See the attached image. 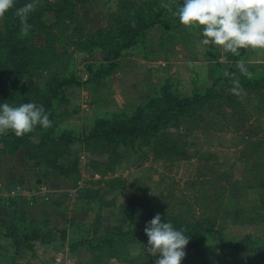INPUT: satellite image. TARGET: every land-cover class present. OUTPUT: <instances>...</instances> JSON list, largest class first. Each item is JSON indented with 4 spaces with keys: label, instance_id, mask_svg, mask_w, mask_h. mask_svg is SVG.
Returning <instances> with one entry per match:
<instances>
[{
    "label": "rangeland",
    "instance_id": "374dc122",
    "mask_svg": "<svg viewBox=\"0 0 264 264\" xmlns=\"http://www.w3.org/2000/svg\"><path fill=\"white\" fill-rule=\"evenodd\" d=\"M121 1L87 0L69 14L70 20L65 23L84 24L92 31L105 30ZM54 18L53 12L46 14L47 23H53ZM90 32L87 30L82 36L64 28L53 32L59 38L54 47L61 49L66 57V65L61 64L63 71L74 73L80 85L66 89L67 102L56 104L49 119L58 125V131L74 132L75 141L69 147V155L59 164L74 167L78 175L75 189L82 191V196L93 198L90 208L94 210V218L99 208L94 196L100 194L106 205L113 206L117 213L128 215L140 227L146 225L149 212L164 211L163 219L178 217L189 226L207 227L206 223H212L218 230V238L221 236L225 243L250 237L263 245L264 90L249 94L242 89L234 90V85L225 87L226 93L241 97V113L237 116L224 119L216 114L204 121L170 116L173 136L186 143V157L181 159L156 158L151 148L140 145L133 138L119 143L114 152L104 147L100 154H92L85 150L81 139L88 134L96 117L130 116L143 108L164 83L170 84L180 96L204 94L230 69L236 58L243 60L246 69L259 68L262 72L259 75L264 77V49L249 48L237 57L215 46L202 45L199 26L189 27L183 42L175 40L163 47L159 46L161 34L150 29L144 34L145 43L152 49L146 55L148 58L128 52L118 62V68L90 82L86 65L94 68L105 65L100 54L88 52L86 41ZM47 41L45 37H35L33 45L43 48ZM53 67L42 75L49 76ZM222 111L229 112L226 107H222ZM37 134L33 132V142H38ZM2 153L0 142V157ZM19 154L21 156L22 151L4 155L12 161L17 160ZM113 178L118 179L114 183L116 192L107 186ZM108 223L113 225L115 221L111 219ZM123 223V229L130 228L127 220ZM147 241L127 248L123 259L154 264L155 258L145 251ZM48 248L40 249L33 258L28 253L16 264L62 263L57 262L59 254L65 252L59 238L52 242L51 250ZM91 259L90 252L81 249L74 261L90 264ZM110 263L126 264L115 260ZM181 264H252V259L244 252L224 248L222 242L216 240L201 244Z\"/></svg>",
    "mask_w": 264,
    "mask_h": 264
},
{
    "label": "trees",
    "instance_id": "16d2710c",
    "mask_svg": "<svg viewBox=\"0 0 264 264\" xmlns=\"http://www.w3.org/2000/svg\"><path fill=\"white\" fill-rule=\"evenodd\" d=\"M28 2L30 0H15L13 9L1 18L0 104L7 102L12 106H19L22 103L34 102L43 105L46 112L53 113L56 104L67 102L66 89L80 85V80L74 73L69 70L63 71L66 57L61 49L54 47L59 40L53 34L56 29L64 28L78 36H82L81 34L87 30L91 31L86 41L88 52L100 54L101 62L105 65L101 64L96 68L90 64L86 65L87 80L90 82L118 68V62L127 56L128 52L140 53L145 59L148 58L146 55L152 49L145 43L144 34L150 29H156L161 34L159 46L163 47L174 43L175 40L183 42L189 34V27L180 24L177 16L160 6L162 0H122L109 19V27L94 31L84 24L65 23L70 20L69 14L87 0H41L38 8L29 15L28 22L32 25L29 35L21 38L20 21L15 16V10ZM182 2L183 0H175L172 5L173 11L181 6ZM49 12L55 15L51 24L46 20V14ZM39 36L47 38L48 41L43 48L38 49L33 45V39ZM246 50L240 49V55L236 56H242ZM50 56L54 59L50 60ZM238 61L237 58L234 59L233 65L227 70L232 75L225 77L222 74L204 94L191 93L188 96H180L170 84L164 83L159 87L157 94L136 113L115 119L96 117L88 134L81 139L85 150L92 154H100V150L107 147L114 152L119 143L133 138L139 141L140 145L151 148L156 158L186 157V143L173 136L169 124L170 116L182 119L199 118L200 121H204L216 114L224 116V119L239 115L240 95L228 94L225 91V87L233 85L230 83L231 79L239 80L238 89H242L243 92L255 94L258 90H264V77L259 75L262 73L260 69L253 66L247 69V75H244L236 66ZM52 66L54 67L50 70V75L43 76L42 72L49 71ZM222 107H226L229 112L222 111ZM51 122L50 128L37 125L31 133L22 137H17L11 131L5 132L0 135L2 151L8 156L22 151L24 158L33 168L44 164L47 168L57 171L63 178L77 181L78 175L73 166L65 167L59 164L64 156L69 155V147L75 141L74 132L68 129L58 131V125L54 121ZM35 131L38 132V142L32 141V134ZM117 180L111 179L107 186L113 189ZM115 190L114 188V192ZM97 202L98 210L108 207L104 201ZM11 206L12 215L6 221L0 220V231H3L5 238L11 241L15 253L11 257L0 255V264H16L20 258H26L28 253L30 257H35L36 244H52L55 238H59L62 243L66 242V227L50 229L47 221L41 224L27 221L23 212L16 206ZM157 213L165 216L164 211H151L146 215V225ZM118 215L128 221L130 228L125 230L122 226H113L101 232V217L97 212L91 224L78 226L80 237L78 241L69 243L70 253L77 255L81 249L89 251L92 256L90 264H111L110 260L137 264L134 260L123 259V254L130 246H139L148 240L144 232L146 225L140 227L134 219L123 215L121 211H118ZM162 222H170L174 228L185 230L190 241L185 248V258L190 252L197 251L201 244L219 240L224 248L248 254L252 264H264V244L258 245L257 241L250 237L228 240L225 243L221 236L218 238V230L212 223H206L207 227L200 224L189 226L178 217L162 219ZM72 224L71 221L70 225Z\"/></svg>",
    "mask_w": 264,
    "mask_h": 264
},
{
    "label": "clouds",
    "instance_id": "9594fccd",
    "mask_svg": "<svg viewBox=\"0 0 264 264\" xmlns=\"http://www.w3.org/2000/svg\"><path fill=\"white\" fill-rule=\"evenodd\" d=\"M41 0L30 2L17 8L15 16L20 21V37H27L32 29L29 15L40 5ZM175 0H162L161 7L177 16L180 24L202 28L200 43L215 46L224 52L240 55V49H264V0H183L173 11ZM15 0H0V18L13 9ZM239 71L247 75L243 60L237 62ZM229 77V72L223 73ZM234 90L240 87L239 80L231 79ZM50 128L52 122L43 105L34 102L12 106L0 104V135L11 131L17 137L31 133L37 126ZM157 213L145 226L148 238L145 251L155 258L154 264H181L185 258V248L189 237L184 229H176L170 222H162Z\"/></svg>",
    "mask_w": 264,
    "mask_h": 264
},
{
    "label": "crops",
    "instance_id": "0c3cea01",
    "mask_svg": "<svg viewBox=\"0 0 264 264\" xmlns=\"http://www.w3.org/2000/svg\"><path fill=\"white\" fill-rule=\"evenodd\" d=\"M3 155L0 157V220L9 219L13 211L11 205H14L24 213L27 221H36L38 224L47 221L50 229L66 227V242H61V248L65 252L59 254L57 262L77 264L79 261L75 263L74 258L78 254L70 253L68 245L78 241V226L92 223L94 210L90 207L93 198L82 196V191L75 189V181L63 178L57 171L47 168L44 164L33 168L22 154L12 161ZM94 199L104 200L100 194ZM98 212L101 217V232L125 224L113 206L102 207ZM111 219L115 221L113 225L108 223ZM47 247L51 250L52 244H36V255L40 249ZM14 253L11 241L0 231V255L11 257Z\"/></svg>",
    "mask_w": 264,
    "mask_h": 264
}]
</instances>
